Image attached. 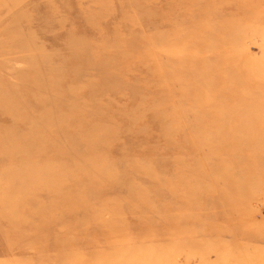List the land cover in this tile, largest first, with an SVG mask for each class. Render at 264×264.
Segmentation results:
<instances>
[{"label":"rangeland","instance_id":"rangeland-1","mask_svg":"<svg viewBox=\"0 0 264 264\" xmlns=\"http://www.w3.org/2000/svg\"><path fill=\"white\" fill-rule=\"evenodd\" d=\"M0 91V264H264V0H0Z\"/></svg>","mask_w":264,"mask_h":264},{"label":"bare ground","instance_id":"bare-ground-1","mask_svg":"<svg viewBox=\"0 0 264 264\" xmlns=\"http://www.w3.org/2000/svg\"><path fill=\"white\" fill-rule=\"evenodd\" d=\"M14 103H15L14 98L11 99L9 96L7 97L6 95L1 93V91H0V118H5L8 121V124L6 125L7 127L5 126L3 128L0 126V137L5 136L6 134H9V133L13 134V132L16 131V127L18 126V124L23 123V121H25L24 119H22L21 115L16 114V112H15L16 104H14ZM10 128H11V130H10ZM12 128H14V130ZM30 133H32V132H30ZM30 133H28V135L31 137H34L33 133H32V135ZM35 139L38 140V138H36V136H35ZM31 145L33 146V144L30 143V145H27V147H25V149L30 147ZM14 155H15V157H13V158H15L16 160L18 159V163H20V165L18 167L19 170H21L22 172H24V170H30L31 166H29L28 162H26V160H28V159L24 160L26 157H29V154L24 155L22 147L17 148L14 151ZM35 177H37V179H39V177L47 179L46 173H42L38 170H35Z\"/></svg>","mask_w":264,"mask_h":264}]
</instances>
